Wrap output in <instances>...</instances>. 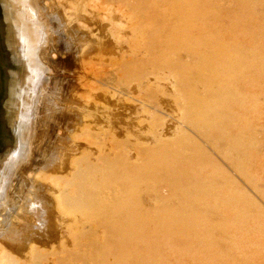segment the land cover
Instances as JSON below:
<instances>
[{"label": "rangeland", "instance_id": "rangeland-1", "mask_svg": "<svg viewBox=\"0 0 264 264\" xmlns=\"http://www.w3.org/2000/svg\"><path fill=\"white\" fill-rule=\"evenodd\" d=\"M32 1L48 78L0 255L264 264V0Z\"/></svg>", "mask_w": 264, "mask_h": 264}, {"label": "bare ground", "instance_id": "bare-ground-1", "mask_svg": "<svg viewBox=\"0 0 264 264\" xmlns=\"http://www.w3.org/2000/svg\"><path fill=\"white\" fill-rule=\"evenodd\" d=\"M7 1V6H5ZM0 2L3 6L4 15L6 12V38H8L7 19H10L12 22L10 29L13 28L12 43L14 47L12 46L11 48V44L9 43L8 45L14 58L15 67L12 73L7 98V115L9 125L18 139V148L16 151L6 152L0 156V158L3 156L0 163L1 205L4 196H6L5 193H8L7 191L10 180H12L11 178H13V175L16 174L18 170L25 169L24 166H26L25 163L28 157V139L31 137V131H29V129L31 123H35L33 121V116L36 108V100L42 90L44 82H46L48 77L47 68H45V66L41 63L39 56L42 51L41 49L43 48L42 45L45 40V32L43 31L38 18H36L37 15H35L33 1L0 0ZM10 13L12 18L10 17ZM16 67L22 71L20 74L14 72ZM9 97L11 100L8 102ZM11 114L12 116L14 114L15 121H12ZM30 167L31 166H29V168ZM3 254L5 255V252ZM2 255H0V264H18V262L12 263L10 260L5 258L7 256L3 255V257ZM18 261H20L19 258Z\"/></svg>", "mask_w": 264, "mask_h": 264}, {"label": "water", "instance_id": "water-1", "mask_svg": "<svg viewBox=\"0 0 264 264\" xmlns=\"http://www.w3.org/2000/svg\"><path fill=\"white\" fill-rule=\"evenodd\" d=\"M14 67V58L6 38L4 10L0 2V156L18 148V139L9 125L7 115V98Z\"/></svg>", "mask_w": 264, "mask_h": 264}]
</instances>
